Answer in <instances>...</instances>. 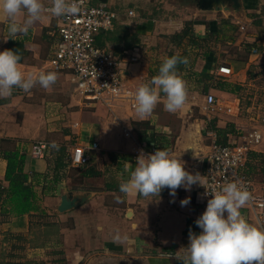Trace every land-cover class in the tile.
<instances>
[{
	"label": "crops",
	"instance_id": "crops-1",
	"mask_svg": "<svg viewBox=\"0 0 264 264\" xmlns=\"http://www.w3.org/2000/svg\"><path fill=\"white\" fill-rule=\"evenodd\" d=\"M99 1L106 5L108 2V0ZM240 1L239 11L235 9L204 10L193 0H134L133 3L137 5L133 4L127 12L113 10L117 14L113 27L101 32L97 36V42L122 62L124 80L135 90L158 74L163 59L169 57L171 51L182 53L187 48L190 49L186 40L178 45L173 38V34L181 31L187 21H193V30L197 37L208 39L197 49L200 51L196 55L190 53L189 64L179 71L187 84L186 103L176 112H168L164 108V94L161 93V102L152 114L145 118H141L135 109L124 110L117 115L112 108L101 104L111 111L113 116L110 121L85 118L84 115L90 114V111L71 112L69 115L76 121L70 123V126L77 137L74 144L69 143L68 149L71 151L74 145L87 146L97 141L100 145V156L98 158L96 153L99 149L92 151L91 162L101 171V175L89 177L93 185L77 190L70 186L69 180H64L55 195H42L40 204L45 212L37 210L19 215L2 214L0 205V238L3 244L10 248L9 251L17 247L22 250L24 247L29 252L45 253L46 256L42 255V258L48 257L46 259L48 264H181L175 256L184 254L183 247L189 243V230L196 234L201 232L195 221L200 216V208L201 210L203 208V186L195 184L190 190L181 187L177 189L174 197L170 195L169 189L165 188L159 197L151 201L152 197L145 198L136 193L125 196L119 191V183L121 177L127 179L128 172L136 167L137 157L134 155V149L138 142L147 139L150 144L156 146L155 141L150 138L152 132L147 133V138H142L135 130L134 121L149 119L156 131L174 137L173 144L167 149L175 157H180L187 171L194 174L198 172L201 175V183L204 184L205 155L210 150L212 141L217 139V133L213 129H208L206 123L200 125L198 122L195 127L198 135L195 137L192 131L179 129V126L183 127L181 117L186 104L193 103L192 99L197 96V93L202 95L204 102L206 97L195 88L194 76H188L187 71L195 65L193 68L195 70L216 74V68L226 63L234 69V73L230 76L233 77L232 81L238 82L244 88L246 83L243 82L249 79L248 72L252 71L250 68H257L258 57L264 58V0ZM130 11H133V14H130ZM19 19L22 21L23 17ZM0 23L7 33L8 20L2 13H0ZM240 23L247 26L246 33L241 31L243 35H246L248 40L246 42L243 39L244 36L241 38L237 32L235 35V30H239ZM56 26V17L43 15L42 19L33 25L27 36L6 41V43L9 42L8 49L16 50L20 55L19 67L23 73H27L26 68L35 67V70L39 68L25 62L30 50L34 51L33 54L36 56L41 45L45 43L43 38L41 40L39 38L41 35L38 32L39 28L44 34L53 36V28ZM221 41L234 44L237 50H241L244 43L246 46L248 43L260 44V53L254 55V59L231 57L226 58L222 63H217L219 58L217 49L220 48ZM210 42L214 44L213 50H203ZM29 43L33 46H28ZM132 57H136L137 60L132 61ZM246 58L247 61H245ZM67 75L71 82L70 74ZM209 92L227 101L232 100L233 97H242V92L238 96L216 88H210ZM12 99L15 101L16 98ZM12 99L8 98L5 101L3 99L1 102L5 106H11ZM77 104H81L80 100H77ZM86 108L90 110L92 107ZM216 117L221 127L228 123H233L237 127L242 126L238 118H225L224 114ZM196 121H198L197 118ZM25 125V121L20 123V133L13 125L8 129H0V138L11 137L20 148L26 150L25 171L31 174L45 173L47 169L45 157L33 158L30 154L31 142L40 138H26V128L25 130L23 128ZM124 127L128 128L131 136L125 134ZM121 128L126 139H122L116 133ZM32 133L31 131L30 134ZM202 135L203 138H201ZM67 137L69 135H66ZM30 139L33 140L28 143ZM255 150L264 153V141ZM111 156L116 159H112ZM6 168L7 161L0 154V190L8 185L5 180ZM254 181L260 190H264V181L255 179ZM36 187L40 195L41 185ZM71 191L78 198L79 203L69 210L58 211L61 196ZM117 197H121L122 202L117 203ZM185 198H190V203L182 207L180 202ZM240 212L249 223L254 224L255 221L259 227L251 209L241 208ZM184 213L187 220L186 228L182 231L183 241L179 244H167L162 238L163 234L158 235V231L166 228L167 224L171 226L177 219H183ZM117 231L121 237L126 238L114 242L113 237ZM55 248H59L64 259L55 258L53 254L56 252Z\"/></svg>",
	"mask_w": 264,
	"mask_h": 264
},
{
	"label": "clouds",
	"instance_id": "clouds-1",
	"mask_svg": "<svg viewBox=\"0 0 264 264\" xmlns=\"http://www.w3.org/2000/svg\"><path fill=\"white\" fill-rule=\"evenodd\" d=\"M49 3L50 6L44 0H0V13L8 20V39L5 41L27 36L46 13L67 17L81 11L77 0H49ZM20 60L16 50L0 51V99L11 97L14 89L29 92L39 85L47 90L57 82L58 74L54 71L26 77L20 70ZM180 64H187V59L178 55L165 57L158 74L138 87L134 95L135 111L141 118L152 114L161 102V93L168 112L174 113L186 103L187 84L179 73ZM195 184L203 186L201 175L187 171L180 157L160 148L149 154L141 150L134 170L128 172L127 179L121 177L119 191L125 196L136 193L145 198L152 197L153 201L165 188L174 197L177 189L190 190ZM209 194L211 198L205 211L195 221L201 232L196 234L189 230V243L183 247L184 254L175 259L181 264H264V229L249 223L240 212L250 199L247 189L238 182H229L218 191L206 190L205 195ZM116 200L122 202L121 197ZM180 203L182 207L186 206L190 198ZM124 238L117 231L113 240L118 242Z\"/></svg>",
	"mask_w": 264,
	"mask_h": 264
},
{
	"label": "built area",
	"instance_id": "built-area-1",
	"mask_svg": "<svg viewBox=\"0 0 264 264\" xmlns=\"http://www.w3.org/2000/svg\"><path fill=\"white\" fill-rule=\"evenodd\" d=\"M81 6L79 14L57 18V26L53 32L51 52L43 66L37 69V74L46 70L70 74L71 82L76 90L80 103L84 106L102 104L112 107L116 101L127 102L135 109L134 95L136 90L125 82L122 62L106 48L97 42V36L113 27L116 12L103 2L93 4L92 0H77ZM133 14V11H130ZM246 30V25H241ZM260 50L253 47L251 54L258 55ZM136 61V57L131 58ZM216 74L230 77L234 69L223 63L219 65ZM208 117L229 114L234 105L208 92L202 106ZM264 121V117L262 118ZM77 125V124H76ZM125 126V125H124ZM238 134L229 143H219L216 139L210 144V150L205 155L204 184L202 187L203 212L211 195H205L206 190H219L229 182H238L250 193L246 205L255 215L259 228L264 229V191L260 190L254 179L247 175L244 168L251 151L264 139V129L257 125L238 127ZM126 135L131 132L124 127ZM49 143L46 140H34L30 144V154L33 158H44ZM100 149L97 141L89 145L77 144L71 148L70 157L74 166L88 164L92 151ZM141 150L145 154L154 153L157 147L147 139L138 142L134 149L135 157Z\"/></svg>",
	"mask_w": 264,
	"mask_h": 264
},
{
	"label": "rangeland",
	"instance_id": "rangeland-1",
	"mask_svg": "<svg viewBox=\"0 0 264 264\" xmlns=\"http://www.w3.org/2000/svg\"><path fill=\"white\" fill-rule=\"evenodd\" d=\"M133 1L134 0H108L107 6L112 10H116L117 12H127L129 7L133 6V4L134 6L137 5L133 3ZM193 1L195 4H197L195 0ZM44 2L46 5L50 6L49 0H44ZM92 2L93 4H99L100 1L93 0ZM44 15L51 16L50 14L47 13ZM239 25L241 26L243 25V23H240ZM240 26H239V30L237 29L235 30V35L237 32V35L239 34L241 38L244 36L243 39L246 42L248 41L246 40V35H243L241 31H244L246 33L247 30L241 29ZM40 30L41 29L39 28L38 32H40L41 34L39 38L40 40L41 38L44 39L45 41L44 45H41V48L39 49V52L37 53L36 56L33 54L34 51L30 50L27 57L25 58V62L39 66V68L43 66L44 63L46 62L50 54V45L53 41V36L47 33L44 34V32L43 31L41 32ZM53 31L55 32V28H53ZM7 38L8 36L4 30V26L0 23V51L5 50V46H6L5 40ZM244 44L245 45H242L241 50L239 49L237 50V46H235L234 44H228L225 41H221L219 46L220 48L217 49V52H219L218 57L220 58L217 59L218 60L217 63H222L224 62V60H226V58L230 59L231 57L233 58L250 57L254 59L255 56L253 54H249L251 52L249 51L248 46H246V43ZM28 46L32 47L33 45L29 43ZM213 47H214L213 42H210V44H208L205 48H203V50L209 49L212 51ZM215 47L217 48V44H215ZM197 51L199 52L200 50ZM191 54L195 55L196 51H191ZM256 64L258 65L257 68L251 67L250 69L252 71L248 72V78L250 80L248 79L245 82H243L246 83V85L244 86L245 89L242 90L241 93L242 97L240 98L233 97L232 100H229L234 105V110L231 113L224 115L225 118H231V117L238 118L243 126L257 125L264 129V121L262 120V118L264 117V58L259 59L258 57V59L256 60ZM193 68H195V65L193 66ZM37 69L35 70V67L26 68L25 71L27 73H24V75L26 77L28 75H32L33 77H35L38 75ZM49 71L51 70H46L45 72H49ZM56 73L58 74L57 82L55 83V85H53L51 88L47 90L40 87L39 85L31 89L29 92H24L20 89H14L13 94L11 97H9V99L12 98H16V99L15 101L12 99L13 104L11 106H5V104L3 105V102H1L3 101V99H0V104H1L0 129L1 130L5 128L8 129L13 125L15 126V130L18 133H20L21 132L19 127L20 123L25 121L26 125L23 128L24 130L26 128V133H27L26 138L37 137L40 139H45L46 141L51 143V145L54 143L67 144L73 140L75 142L77 137L72 132L73 128L70 126V123H74L76 121V120L74 121V119L69 115L71 114V112L85 110V111H90V114L84 115L85 118H94V120L96 121L104 120V119H108L109 121L111 120V116H113L111 115V111L99 103L94 104L93 106H88V107H92L90 110L86 108L87 106H84L82 104L78 105L77 100H79V97L72 83L70 82L68 75L63 72H56ZM232 79L233 77H230L228 81L233 82ZM192 101L193 103L186 104V106L182 110L184 113L182 114L181 117L182 118L181 122H183L182 123L183 127L179 126V129L182 128V130L184 131H192V134L195 137V135H198L195 128L196 123L198 122L200 125H203L206 123V121L203 119L205 112L202 108L204 104L202 95L197 93V96H195L192 99ZM111 108L117 115L124 110L133 111V109L130 108L127 102H122V101L114 102ZM196 118L198 121H196ZM114 128H116L115 125ZM31 131L33 132L32 134H30ZM116 133L119 137H122V139L123 138L126 139L125 138L126 136H124L122 132V128L120 131L117 130ZM66 135H69V137L66 138ZM201 138H203V135ZM32 140L33 139H30L28 143L31 142ZM263 141L264 139L260 144H262ZM96 153H98L97 157L99 158L100 149ZM78 171H79L78 167L75 166L72 168L71 173L78 175ZM255 176L257 177L258 180H262L264 178V171L257 173V175ZM71 187L74 190H77L80 188L82 189L86 188L87 185H81L79 183L78 184L76 183L71 185ZM261 190L264 191L263 189ZM52 208H55V206H52ZM202 211L203 208L202 210L200 208L199 211L200 215L202 214ZM184 215H183L184 216L183 219H177L172 223L171 226L167 224L166 228L164 227L162 228L161 231H158V235L163 234L162 238L165 239L167 244L170 245L179 244L181 241H183L182 231L183 228H186V220H187V216L185 213ZM250 219L252 220L251 217ZM253 225L257 226L255 224V221ZM1 239L2 238H0V264H14V263L15 264H48L46 262L48 261L46 260L48 259V257L46 259L42 258V255L46 256L45 253L29 252L24 247L22 250L18 249L17 247L12 249L14 252L12 250L9 251L10 248L5 246L1 241ZM175 240H179V241H175ZM55 249L56 252L53 253L55 255V258L64 259L62 257V253H60L58 250L59 248H55Z\"/></svg>",
	"mask_w": 264,
	"mask_h": 264
},
{
	"label": "trees",
	"instance_id": "trees-1",
	"mask_svg": "<svg viewBox=\"0 0 264 264\" xmlns=\"http://www.w3.org/2000/svg\"><path fill=\"white\" fill-rule=\"evenodd\" d=\"M173 38H175V42L178 43V45L182 44L183 40H186V44L190 47V49L187 48V50L182 53L175 51L169 53V57L178 55L187 59V64H180L178 66L179 71L183 70V68L189 64L191 51H196L197 53V49L202 46V43L208 41V39H201L194 34L193 21H187L181 31L173 34ZM8 44L9 42L6 43V49L9 48ZM247 46L249 51L252 50L253 47H258L260 50V44L248 43ZM245 61H247V58ZM187 73L188 76H194L195 88L205 95L210 91V88H216L240 96V93L244 89L242 85L228 81L226 77L216 75L213 72L198 71L192 68L188 70ZM5 100L6 99H4V101ZM203 119L206 121L208 129L215 130L217 133L216 140L219 143H229L231 138L238 134L240 130L233 123H228L222 127L219 126L218 117L216 116L208 117L204 115ZM151 122L152 121L149 119L134 121L138 136L147 138V133L152 132L150 138L155 141L154 144H156L159 149H167L173 144L174 137L156 131ZM73 143L74 140L70 142V144ZM68 146L69 143H54L52 145L49 143L45 155L47 162L45 173L35 172L31 174L25 171L26 150L20 148L11 137L0 138V154L7 161L5 180L8 183L7 186L2 187L0 190L2 214L10 213L19 215L37 210L45 212L40 204L42 195H55L59 185L64 180H69L70 186L76 183L87 186L93 185L89 177L100 176L101 171L90 161L88 164L78 166V175L72 174L71 170L75 166L71 162ZM111 158L116 159L114 156H111ZM244 170L248 176L258 180L255 175L264 171V153L257 150L251 151L248 155ZM262 181H264V178ZM37 185H41L40 195L37 191Z\"/></svg>",
	"mask_w": 264,
	"mask_h": 264
},
{
	"label": "water",
	"instance_id": "water-1",
	"mask_svg": "<svg viewBox=\"0 0 264 264\" xmlns=\"http://www.w3.org/2000/svg\"><path fill=\"white\" fill-rule=\"evenodd\" d=\"M197 5L204 10L215 9V10H223V9H235L239 11L241 6L240 0H195ZM79 203L78 198L73 195L72 191L63 194L61 196V201L57 207L58 211L63 212L71 209Z\"/></svg>",
	"mask_w": 264,
	"mask_h": 264
}]
</instances>
